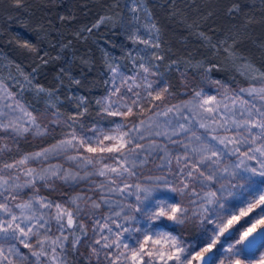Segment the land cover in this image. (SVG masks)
<instances>
[{
  "label": "snow or ice",
  "instance_id": "obj_1",
  "mask_svg": "<svg viewBox=\"0 0 264 264\" xmlns=\"http://www.w3.org/2000/svg\"><path fill=\"white\" fill-rule=\"evenodd\" d=\"M138 10L132 9L133 12ZM129 39L133 43L158 47L135 33ZM22 46L33 48L27 42ZM139 67L144 73L150 72L143 63ZM111 71L116 73L118 69ZM260 77L259 88L241 89L220 100L202 89L193 90L190 99L162 113L167 116L169 112L174 115L180 112L183 121H177L170 135L168 132L154 133L183 148L182 157H174L178 165L175 173L169 167L171 160L158 166V174L151 170L145 174L140 170L145 162L144 153L151 155V152L140 143L144 139L140 131L144 122L133 127L123 122L133 114L129 105L100 102L107 116L122 118V122L116 123L114 119L115 127H92L89 129L91 136H77L72 132L60 141V148H71L79 154L71 159L92 165L94 174L106 177L108 183L101 184L102 189L107 187L109 192L122 197V201L134 198V202L117 201L119 210L113 211L99 228L94 229L101 234L99 239H94L99 247H92L97 260L103 256L107 264H264V73ZM121 83H127V79L121 77ZM167 91L164 87L154 99L163 100ZM116 92L118 87L113 88V93ZM241 93L262 103L258 107ZM7 98L12 100L7 107L22 115L8 124L0 122V129L13 127L26 132L29 128L24 124L39 128L36 118L13 100L10 93ZM185 111L187 115L183 114ZM199 129H204L202 135H196ZM181 134L183 141L172 140L173 136ZM157 147L164 151L163 146ZM47 151L35 155L46 158ZM181 163L183 167H179ZM96 165L102 166L97 168ZM26 174L30 177L27 183H34L39 175H34L31 169ZM52 174L57 173L53 170ZM62 178L67 179L68 175ZM8 183L0 176V188ZM162 188L178 193L180 199L172 203L158 199L156 194ZM15 199L16 196L11 195V200ZM35 203L39 208L55 207L54 219L60 234L54 239L48 235L50 226L43 215H37L32 201L14 205L20 209L19 213L13 211L8 202H0V264H17V261L23 264L27 259L16 247L17 240L30 250L36 264H41L42 258H45L43 264H63L57 249L63 251L68 240L64 230L75 224L73 212L52 201L41 199ZM94 206L100 207L98 203ZM129 222L137 226L126 227ZM190 224L201 229L199 245L183 239L182 230ZM82 229L80 225L78 230ZM84 235L87 236V232ZM77 244H80L79 238H75L71 246Z\"/></svg>",
  "mask_w": 264,
  "mask_h": 264
},
{
  "label": "rangeland",
  "instance_id": "obj_2",
  "mask_svg": "<svg viewBox=\"0 0 264 264\" xmlns=\"http://www.w3.org/2000/svg\"><path fill=\"white\" fill-rule=\"evenodd\" d=\"M261 1L264 0H252V2L259 3ZM133 8L139 10L133 12ZM103 25L112 29L119 28L127 44L122 56H116L115 53L102 49L106 62L104 72L106 90L103 95L95 98V109L92 113L88 111L85 96L74 92L73 88H70V99L76 103L74 108L80 111V114L70 117L66 112L60 111L58 105L63 103V99L58 90L46 89L38 85L35 80L36 71H27L17 62H13L7 54L0 51V112L4 113V115H0V122L8 124L10 120H16L22 115L19 111H12L7 107L9 103H12V100L7 98L10 93L13 100L19 102L27 112L31 113L39 125L37 129L35 125L24 124V127L29 128L26 132L16 131L13 127L0 129V176L9 182L4 188H0V192H3L0 202H8L13 211L19 213L20 209L15 208L14 205L32 201L37 215H43V218L47 220L48 226H50L48 235L53 239L60 234L59 225L54 219L55 207L51 209L39 208L35 202L41 199L52 201L54 204H59L72 211L74 220H78L83 226V230L87 232V236L83 232L77 237L80 239V244L75 246L81 264H107V261L103 260V256L97 260L92 254V247H99V245H95L94 239H99L101 235L94 229L99 228L106 218L112 215L113 211L119 210L116 202L122 201V197L109 192L107 187L102 189L101 184L108 183L106 177L94 174L92 165H84L80 159H71L70 157L79 154L71 148L67 150L60 148V141L66 139L72 132H75L77 136H91L92 133L89 129L92 127H115V124L112 123L114 119L116 123L122 122V118L107 116L102 111L100 102L111 101L118 102L120 105H129L133 108V114L123 122L127 127L140 125L141 121L144 122L140 126V131L144 134V139L140 143L151 152V155H148L147 152L144 153L145 162L140 170L145 174L149 170L153 174H158L160 171L158 166L171 160L169 167L175 173L178 165L174 157L177 155L182 157L183 148L180 144L169 142L167 137L156 136L154 133L168 132L170 135L177 121H183L180 112H176L175 115L169 112L167 116L162 113L167 112L173 105H181L184 97L189 96L190 99L193 90L200 91L202 89L207 95H215L217 100H220L222 97L239 93L241 89L259 88L262 83L260 74L264 73L249 56L236 51L232 43L230 44L226 40L219 44L213 42L211 38L202 35L200 30L195 29V26L189 28L192 31L193 39L199 36L209 48L204 59L201 61H170L168 58L167 61L161 48V30L154 19L148 0H117L112 8V13L102 16L94 28L98 29ZM134 33L140 39L158 44V47L153 48L145 44L133 43L129 37ZM220 48L225 51H221ZM158 56L163 59H157ZM83 63L84 65L88 64L87 59H84ZM141 63L149 67V73L142 71L139 67ZM218 66L227 69L231 76H215L213 67ZM112 68H117L118 71L113 73ZM170 69L177 71L179 86L184 88L182 92H175V88L171 87L168 79ZM121 77L126 78L127 83H121ZM149 84L152 85L151 88L148 87ZM114 87H118V92L115 94L113 93ZM164 87L168 90L164 93V99L155 100V94L162 91ZM129 88L131 91L128 90ZM149 92L152 93L151 96ZM241 95L258 107L262 103L258 99L253 100L247 93H241ZM114 106L116 105L114 104ZM183 114L187 115V112L185 111ZM197 118L199 119V117ZM203 133L204 129H199L196 135ZM57 137L60 138L58 142H52ZM172 140L183 141V134L173 136ZM23 145L36 148V150L25 152L22 149ZM157 146H163L164 151H161ZM45 150H48L46 158L35 155L36 153H45ZM104 163H109V161H104ZM9 164H14L15 167H5ZM101 166L96 165L97 168ZM179 167H183V164L181 163ZM67 168H71L73 171H69ZM29 169L33 170L34 175L39 174L34 183H27L30 179L26 174ZM53 170L56 171V175L52 174ZM65 174L68 175L67 179L62 178ZM39 176H44V179H39ZM128 182L131 183L132 180L130 179ZM17 185L19 187H16ZM10 193L16 196L14 201L11 200ZM46 193H52L56 200L47 197ZM156 195L158 199L169 203L180 199L178 193L163 188ZM122 202H134V198L129 197L128 201ZM96 203L100 205L99 208L94 206ZM75 224L64 230L68 240L64 244L63 251L57 249L63 264H69L68 254L73 241L72 234ZM125 226L137 225L135 222H129ZM182 232L186 243L199 245L198 237L201 229L198 225L190 224ZM125 235L127 236V234ZM34 240L35 237H33ZM14 243L27 257L23 264H36V258L31 256L29 249L24 248L18 240ZM44 259H41V264Z\"/></svg>",
  "mask_w": 264,
  "mask_h": 264
},
{
  "label": "trees",
  "instance_id": "obj_3",
  "mask_svg": "<svg viewBox=\"0 0 264 264\" xmlns=\"http://www.w3.org/2000/svg\"><path fill=\"white\" fill-rule=\"evenodd\" d=\"M116 1L0 0V51L27 71H36L38 85L58 90L63 99L58 105L60 111L70 117L80 114L70 99L73 88L85 96L92 113L95 98L106 90L102 49L122 56L127 44L119 28L104 25L94 28L102 16L112 13ZM148 3L161 30V48L167 61L204 59L209 48L199 36L193 39L189 28L195 26L213 42L232 43L236 51L249 56L264 71V1L148 0ZM25 42L33 48L23 47ZM84 59L88 64L84 65ZM213 72L219 77L231 76L222 66L213 67ZM168 79L175 92H182L177 71L170 69ZM188 99L189 96L181 101ZM22 149L36 150L24 145ZM45 195L54 198L52 193ZM75 221L72 240L85 232L78 230L80 223ZM68 261L81 264L75 247L70 246Z\"/></svg>",
  "mask_w": 264,
  "mask_h": 264
}]
</instances>
